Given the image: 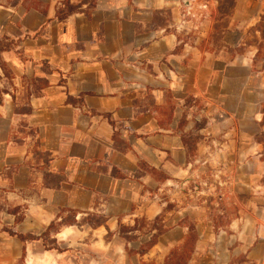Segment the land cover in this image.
I'll use <instances>...</instances> for the list:
<instances>
[{"label": "crops", "instance_id": "obj_1", "mask_svg": "<svg viewBox=\"0 0 264 264\" xmlns=\"http://www.w3.org/2000/svg\"><path fill=\"white\" fill-rule=\"evenodd\" d=\"M28 1L7 7L0 0V40L21 41L32 64L19 63L13 51L2 58L17 88L22 76L46 79L49 86L30 99L29 114H16L9 95L0 103V191L3 202L22 212H2L0 221L36 239L24 244L0 232V264H14L23 248L24 264H128L119 229L154 221L167 207L162 195L182 184L187 155L174 132L185 92L201 95L216 68L203 63L210 53L201 50L202 38L184 33L182 12L190 0ZM66 1L76 12L58 21ZM41 63L54 73L35 66ZM170 100L175 111L169 124L164 108ZM18 127L34 129L35 137ZM142 163L167 178L135 176ZM69 210L76 223L52 237L63 252L46 250L40 236ZM94 217L102 222L91 227L86 219ZM164 224L161 239L183 230L178 222ZM132 234L144 239L138 230ZM173 248L162 250L161 264ZM230 248L200 232L188 264H229L248 251L243 244ZM151 251L137 256L146 259ZM248 258L262 264L254 253Z\"/></svg>", "mask_w": 264, "mask_h": 264}, {"label": "rangeland", "instance_id": "obj_2", "mask_svg": "<svg viewBox=\"0 0 264 264\" xmlns=\"http://www.w3.org/2000/svg\"><path fill=\"white\" fill-rule=\"evenodd\" d=\"M21 1L1 0L7 7H16ZM28 2L24 0V4ZM89 3L93 6L94 2ZM185 5L184 33L202 38L201 50L210 53L203 63L215 67L216 74L209 76V85L202 86L201 95L194 97L193 92H185L184 110L174 133L186 149V176L182 184L170 186L167 195H162L168 203L157 223L140 220L133 225L144 239L138 240L139 236L132 234V226L120 227L124 258L128 264H161L162 250L174 245L166 255L169 256L193 228L198 237L205 232L223 248L237 250L246 245L247 253L232 258L229 264H255L248 258L251 253L264 264V0H190ZM60 10L66 12L64 8ZM3 38L0 41L10 50L0 54V103L9 95L16 105L14 112L26 115L31 112L30 99L42 96L46 89H42L46 79L22 76V87L17 88L16 75L2 54L13 51L24 65L32 64V60L19 48L21 41ZM35 66L45 74L54 73L44 63ZM60 83L64 81L61 79ZM39 90L41 93L37 94ZM164 110L170 124L175 111L171 100ZM24 132L35 137L34 129ZM139 168L135 176L147 173L157 181L167 178L162 172L149 170L144 163ZM115 175L125 179L120 172L115 171ZM151 193L154 195L153 190ZM155 194L161 196L156 191ZM4 196L0 191V214H22L21 208L3 202ZM75 214L69 210L57 222L59 225L47 236L48 247L63 252L57 243L53 245L52 237L61 227L76 223ZM86 221L91 227L102 222L96 217ZM175 222L183 230L163 239L160 236L157 247L146 259L137 256L139 242L148 243L147 237L162 232L164 223ZM3 230L11 229L0 221V232ZM194 248L195 252L197 243ZM20 259L14 264H24Z\"/></svg>", "mask_w": 264, "mask_h": 264}, {"label": "trees", "instance_id": "obj_3", "mask_svg": "<svg viewBox=\"0 0 264 264\" xmlns=\"http://www.w3.org/2000/svg\"><path fill=\"white\" fill-rule=\"evenodd\" d=\"M64 9H66V12H62L61 10H59L56 14V18L58 21H64L69 15H72L76 12V7L74 8L73 6H70L69 3L66 1L64 4ZM4 40H7V38H3ZM10 49L8 48V46L3 45V41H0V54L6 51H9ZM48 82L46 80H44V86L42 89H45L48 87ZM41 90H39L37 92V94H40ZM29 114V113H28ZM111 125L114 126V124L110 121ZM162 218V215L158 216L155 220L154 223H157L160 219ZM144 219H142L143 221ZM140 221V220H136L135 224ZM59 225L57 224V222H53L51 223V225L48 227V229L40 236V239H42L43 243H44V247L46 250L51 251H58L61 252L58 248L55 247H48L47 246V236L48 234L55 229V227ZM128 229V228H126ZM136 229H134V227H132L131 231H135ZM167 231V229H165L163 227L162 232L157 233L155 235H151V237L149 238V242L141 244L138 248V252H136V254H139L140 256H144L146 255L153 247H155L158 243V238L160 236H162L165 232ZM3 232H6L10 237H16L18 238L20 241H22L24 244L30 241L35 240L36 238L34 236L31 235H22L14 230H3ZM199 241V237L196 235V231L193 228L189 229V233L187 234V236L185 237L183 244L177 248H175L173 251L170 252L169 256H167L164 260V264H188L191 260V257L193 255L194 252V247L196 245V243ZM53 245H56L55 240H53ZM25 255H26V251L25 248H23L22 250V256H21V261L24 262L25 259ZM144 264V263H141Z\"/></svg>", "mask_w": 264, "mask_h": 264}]
</instances>
